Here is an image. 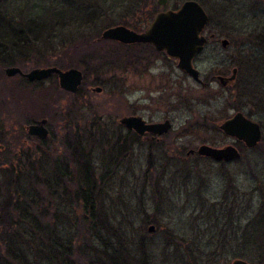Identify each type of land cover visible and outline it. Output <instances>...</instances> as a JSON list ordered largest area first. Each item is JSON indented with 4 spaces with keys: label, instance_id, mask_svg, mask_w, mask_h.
Returning a JSON list of instances; mask_svg holds the SVG:
<instances>
[{
    "label": "rangeland",
    "instance_id": "rangeland-1",
    "mask_svg": "<svg viewBox=\"0 0 264 264\" xmlns=\"http://www.w3.org/2000/svg\"><path fill=\"white\" fill-rule=\"evenodd\" d=\"M66 1L91 6L97 15L94 24L80 30L77 37H69L68 32L59 34L53 51L44 52L42 48L34 54L28 45H22L10 59L24 72L54 65L63 70L70 65L83 73V90L73 98L52 97L49 88L57 80L53 76L27 94L22 102L26 112L18 115L13 106L7 107L10 110L3 111V118L10 124L22 123L31 114L41 116L44 104L50 114L56 105L67 108L75 103L81 111L78 116H70V121L80 127L89 122L102 124L109 138L107 143L101 140L103 147L112 141L115 132L125 134L127 130L117 126L127 116L141 117L147 123L168 120L171 131L154 138L134 133L139 140L134 143L131 159L110 171L101 195L94 198L95 210L108 217L107 226L115 229L116 237L100 227L103 217L90 229L86 222L74 220L75 207L61 194L47 193V219L55 217L58 237L73 242L74 248L84 253V247L94 251L104 248L101 239L113 246L120 243L138 258L144 257L147 264H182L175 257L176 248L180 254L197 257L196 264H232L240 259L236 257L242 247L239 228L264 205V0H191L208 17L204 35L214 34L218 40H208L193 61L202 84L187 79L172 59L149 46L96 38L116 26L141 33L155 14L176 10L189 0H168L164 7L158 6L157 0H1L0 13L14 22H25L37 19L47 7H66ZM93 37L97 41L91 46L82 44ZM223 40L227 41L225 47L221 45ZM89 56L96 58L90 62ZM0 65L8 67L1 58ZM232 69H237V74L229 87L223 88L212 79L229 77ZM97 88L101 89L98 93ZM45 90L51 92L49 97L56 105L44 102ZM237 111L260 125V148L246 149L240 159L224 166L196 154L186 157L189 150L201 145L222 148L233 144L217 128ZM64 115L52 117L48 126L50 142L32 139L26 143L27 148L41 150L43 164L50 157L63 159L66 151L71 153L66 144L74 140L64 129ZM206 118L214 128L210 123L199 124ZM161 149L167 153L166 161L157 163L155 154L159 157ZM103 150L96 145L91 153L95 180L105 173ZM176 152H183L185 160L169 161ZM149 164L163 166L165 177L157 180L159 171L155 169L146 175ZM74 174L70 178L74 179ZM150 227L154 230L149 231ZM72 258L73 264H84L80 257ZM241 260L252 264L248 259Z\"/></svg>",
    "mask_w": 264,
    "mask_h": 264
},
{
    "label": "trees",
    "instance_id": "trees-1",
    "mask_svg": "<svg viewBox=\"0 0 264 264\" xmlns=\"http://www.w3.org/2000/svg\"><path fill=\"white\" fill-rule=\"evenodd\" d=\"M66 3V7L62 5L55 9L47 7L37 19H29L25 22H14L12 17H6L4 12L0 13V58L7 63L8 67L15 66L10 59L11 53L18 51L20 46L28 45L34 54L40 53L42 48L44 52L53 51V45L58 40L59 34L68 32L69 37L72 35L77 37L80 30L94 24L97 15L93 9H90L91 6L86 7L85 3L76 5L74 1H66ZM99 37L96 38L100 40ZM94 39V37L85 39L82 44L91 46L97 41ZM95 58L92 56L88 61L91 62ZM3 66L0 65V264H73L75 260L69 259L73 255L76 256V260L80 257L84 264H147L144 257L138 258L125 246H121L120 243H114L113 246L108 240L101 239L104 248L95 251L89 247H84L87 249L86 253L81 252V249L79 251L77 247L75 249L73 242L58 237L56 219L51 216L53 219L48 221L46 213L50 201L46 196L61 194L62 198L75 207L74 220L86 222L89 228L93 229L97 219L101 220L103 217L100 227L107 228L111 232L105 231L112 237H116L115 229L107 226L108 217L95 210L94 198L101 195L105 180L111 175L110 171L131 159L134 143L139 138L131 131H126L124 135L115 132L112 141L109 140L108 145L103 147L100 142L102 140L107 143L108 136L104 128L100 127L102 124L89 122L84 127H80L77 122L70 121V116L80 114V107L72 103L71 107L62 108L49 97L50 91H52V97L54 95L64 98L77 97L83 90V84L76 94H69L59 89L57 80L49 88L50 91L45 90L46 95L43 97L48 106L56 105L50 114L45 110L47 105L44 104L45 109H42L44 111L41 116L31 114L22 123H8V120L3 118V111L10 110L7 107L13 106L12 109L18 115L26 112L22 105L24 98L31 89L43 82L29 83L19 76L6 78ZM69 66L66 65L62 69H69ZM52 67L59 68L58 65ZM58 113L65 114L64 129L69 132L67 136L72 135L74 143L66 144L71 153L66 151L65 158L50 157L48 162L43 164L41 150L27 148L26 143L31 138L26 134L25 128L41 119L47 120L48 127L52 117ZM75 121L78 120L75 119ZM209 123L211 127H215L212 122L207 121V118L199 121L202 126L205 124L210 126ZM117 127L122 126L119 124ZM96 145L104 149L102 164L105 173L95 180L91 153ZM261 146L262 141L256 148ZM237 148L240 153L246 150L241 143H237ZM159 155L158 157L155 154L154 160L157 163L165 162L167 153L161 149ZM173 157L174 159L169 158V161L185 160L183 152H176ZM105 160H108L107 163ZM151 169H155V172L159 171L157 180L165 177L166 169L163 166L158 168L149 164L146 175L151 172ZM73 174L76 180L73 177L70 178ZM77 177L81 180L80 183H76ZM239 230L242 247L236 257L248 259L252 264H264V205L258 208ZM176 251L175 257L182 264L198 262L197 257H190L182 252L180 254L179 248H176ZM185 251L187 252L188 249L186 248Z\"/></svg>",
    "mask_w": 264,
    "mask_h": 264
},
{
    "label": "water",
    "instance_id": "water-1",
    "mask_svg": "<svg viewBox=\"0 0 264 264\" xmlns=\"http://www.w3.org/2000/svg\"><path fill=\"white\" fill-rule=\"evenodd\" d=\"M168 0H157V5L164 7ZM208 23V17L203 8L195 1H185L176 10H167L157 13L148 27L137 33L124 26L111 27L103 31L100 40L112 41L122 45L146 44L156 52H163L169 58L177 60V69L189 76L194 82L201 83L199 72L193 66L194 59L201 54L206 43L203 30ZM222 47L227 45L223 40ZM6 78L17 76L29 83L44 82L53 76L57 78L60 90L76 94L83 82V73L75 68L61 70L56 67L33 68L23 72L19 67L10 66L3 70ZM235 78V70L229 78L219 77L222 86L228 85ZM101 89H95L100 92ZM119 124L127 131H132L138 137L145 134L163 136L171 131V123H147L141 117L127 116L119 120ZM219 130L230 139L243 143L246 149L255 148L261 141L260 125L247 119L237 112L218 126ZM27 135L38 140L48 137L47 120L41 119L26 127ZM196 154L208 158L215 163H229L240 159V152L233 146L214 148L201 145L196 150H189L186 156ZM154 228L150 227L149 231ZM232 264H248L241 259H235Z\"/></svg>",
    "mask_w": 264,
    "mask_h": 264
},
{
    "label": "flooded vegetation",
    "instance_id": "flooded-vegetation-1",
    "mask_svg": "<svg viewBox=\"0 0 264 264\" xmlns=\"http://www.w3.org/2000/svg\"><path fill=\"white\" fill-rule=\"evenodd\" d=\"M159 13V12H158ZM156 15V14H155ZM154 15V16H155ZM154 18V17H153ZM153 20V19H152ZM208 24V23H207ZM206 27H207V25L205 26V28H204V30H203V36L205 37V39H206V43H205V46H204V48H203V51H204V49H205V47H206V45H207V43H208V40H216V41H218L217 40V38L215 37V35L214 34H210V35H208V37H206L205 35H204V32L206 31ZM102 41V40H101ZM135 45H144V46H149V47H151L150 45H146V44H135ZM152 49H153V47H151ZM154 50V49H153ZM155 51V50H154ZM202 51V52H203ZM201 52V53H202ZM157 53H163V52H157ZM165 54V53H164ZM166 55V54H165ZM167 56V55H166ZM168 57V56H167ZM198 57V56H197ZM196 57V58H197ZM195 58V59H196ZM168 59H172V58H169L168 57ZM194 59V60H195ZM173 60V62L174 63H176V67H177V60H175V59H172ZM233 70H235V78H234V80L236 79V74H237V69H232V73H233ZM180 73H182V72H180ZM183 74V73H182ZM187 79H191L189 76H187L186 74H183ZM231 76H232V74H231ZM231 76H229V77H231ZM219 77H223V78H229V77H224V76H216V77H213L212 79H215L216 81H218L219 82ZM234 80L232 81V82H230L228 85H226V86H222L221 84H220V82H219V84L223 87V88H227V87H229L233 82H234ZM197 83V82H196ZM197 84H202V81H201V83H197ZM237 112H239V111H237ZM237 112H235V113H237ZM241 113V112H240ZM243 114V113H242ZM233 116V115H232ZM232 116H230V117H232ZM245 116V115H244ZM229 117V118H230ZM246 117V116H245ZM229 118H227V119H229ZM247 118V117H246ZM227 119H224L222 122H224L225 120H227ZM247 119H249V118H247ZM249 120H251V119H249ZM221 122V123H222ZM261 128V127H260ZM218 130H219V128H218ZM220 131V130H219ZM48 137L45 139V140H42V141H47V142H50V139H51V135H50V130L48 129ZM262 132V131H261ZM220 133L222 134V135H224L225 136V134H223L221 131H220ZM146 135H151V134H145L144 136H146ZM143 136V137H144ZM152 136V135H151ZM225 137H227V136H225ZM31 139L30 140H32V139H37V138H35V137H30ZM151 138H154V136H152ZM228 138V137H227ZM230 139V138H229ZM38 140V139H37ZM231 140H233V139H231ZM24 143H25V141H23ZM237 143H241V142H237V141H235V140H233V144H231V145H233L237 150H238V148H237ZM241 144H243V143H241ZM249 150V149H248ZM239 151V150H238ZM193 155H195V154H193ZM193 155H190V156H193ZM187 157V156H186ZM223 163V162H222ZM230 163H232V162H229V163H224V164H230Z\"/></svg>",
    "mask_w": 264,
    "mask_h": 264
}]
</instances>
